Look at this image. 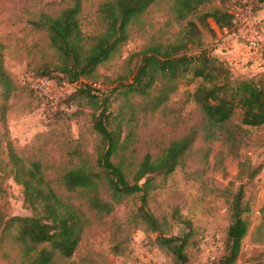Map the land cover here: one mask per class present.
<instances>
[{"label": "rangeland", "instance_id": "obj_1", "mask_svg": "<svg viewBox=\"0 0 264 264\" xmlns=\"http://www.w3.org/2000/svg\"><path fill=\"white\" fill-rule=\"evenodd\" d=\"M105 1L82 0L81 20L87 33L100 29L98 9ZM71 3L72 0H0L4 66L17 86L6 103L4 119V100L0 98V169H7L6 141L11 140L18 154L28 160L40 161L48 169V176L60 196L82 204L86 210L85 200L66 192L58 179L69 167L70 152L75 147L90 158L91 164L97 163L101 140L93 129L95 111L86 99H78L76 108L65 109L64 102L75 91L74 85L55 79L57 74L52 70L57 64L56 54L46 33L33 26L42 14L56 16ZM225 4V1L210 0L189 19L198 23L201 39L214 48L216 54L217 46L222 45L223 33L219 32L218 39L211 38L203 16L224 8ZM172 5L171 0L152 5L132 26L130 38L120 53L97 69V82L110 94L107 103L111 114L110 128L118 130L121 124V140L126 145L114 155L113 161L122 162L126 171L135 170L146 154L153 159L159 158L173 140L196 128L197 139L177 170L166 178L154 177L153 184L157 187L149 192L146 209L164 224L167 236L191 234L185 249L188 259L184 264H221L231 223L230 204L241 191V206L248 209L243 217L248 219L250 230L235 264H264V125L247 127L236 157L228 154L227 147L221 142L203 139V115L189 96L199 81L190 82V77L183 79L178 91L153 113L143 97L136 94L125 97L120 93L123 87L114 91L135 66L137 59L130 60L133 54L155 42L175 41L180 26L186 23L176 21ZM260 10L251 15V27L256 31L264 26V14L258 13ZM248 35L246 29L245 38L239 37L222 45L231 48L235 43L242 48H233V53H226L238 57V61L230 57L235 77L263 72L252 58ZM262 43L264 45V34ZM260 53L264 58V46ZM41 75L48 78H39ZM239 118L238 114L236 123ZM2 174V224L14 216H32L33 212L24 203L22 187L7 173ZM106 182L100 184L101 196L109 201L111 193ZM140 196L125 197L113 213L103 219L89 213L92 224L72 261L77 264H183L166 248H160L157 234L135 218L142 205ZM0 264H19L17 248L9 238L1 235Z\"/></svg>", "mask_w": 264, "mask_h": 264}, {"label": "trees", "instance_id": "obj_2", "mask_svg": "<svg viewBox=\"0 0 264 264\" xmlns=\"http://www.w3.org/2000/svg\"><path fill=\"white\" fill-rule=\"evenodd\" d=\"M159 1L162 0H107L99 6L100 29L93 33L83 29L82 0H72L58 15L42 14L33 22L35 28L46 33L56 54L57 64L52 70L57 74L55 79L74 85L75 91L64 102L65 109L76 108L78 99H86L95 111L93 129L101 141L95 165L75 147L70 152L69 167L58 179L66 192L85 200L86 210L82 204L65 200L56 192L48 169L40 161L22 157L12 141H6L7 169H0V178L2 172L7 173L22 187L24 203L33 212L32 216H14L4 224L0 220V235L9 238L17 248L19 264H77L72 258L92 224L89 213L103 219L111 215L125 197L136 194H141L142 205L135 218L157 234L160 248H166L180 263L187 262L185 249L191 234L167 236L164 224L146 207L149 192L157 187L153 184L154 177L166 178L177 170L197 139L196 128L173 140L159 158L153 159L146 154L135 170L126 171L122 162L113 161L114 155L126 147L121 140V124L118 130L110 128L111 114L107 106L110 94L104 92L96 80L98 67L120 53L130 38L132 26ZM171 1L176 21L186 24L180 26L174 42H155L133 54L130 60L137 59L135 66L114 91L123 87L120 93L125 97L129 94L143 97L153 113L178 91L183 79L190 77V82L199 81L189 96L203 115V139L221 142L228 154L237 157L247 127L264 125V73L235 77L229 62L203 42L198 23L189 19L210 0ZM220 1L226 2L224 8L203 16L213 39L217 38V32L210 19L221 31L234 28L231 13L234 0ZM4 48L0 40L2 119L6 117V103L17 89L4 66ZM39 78L48 77L41 75ZM238 114L240 118L236 123ZM102 182L107 183L111 193L109 201L101 196ZM241 200L242 192L239 191L230 204L231 223L221 264L237 262L249 233V221L243 217L248 209L242 208ZM4 257L8 258L6 254Z\"/></svg>", "mask_w": 264, "mask_h": 264}, {"label": "built area", "instance_id": "obj_3", "mask_svg": "<svg viewBox=\"0 0 264 264\" xmlns=\"http://www.w3.org/2000/svg\"><path fill=\"white\" fill-rule=\"evenodd\" d=\"M264 0H234V7L231 10L233 15V30L224 29L226 37L221 41L222 45H228L230 41H235L239 37H244V30L247 29L249 35L247 36L249 50L253 53V59L264 73V58L260 51L263 48L262 34H264V26L259 31L254 30L252 26L251 15L254 11L264 10ZM260 10V11H262ZM259 13V12H258Z\"/></svg>", "mask_w": 264, "mask_h": 264}, {"label": "crops", "instance_id": "obj_4", "mask_svg": "<svg viewBox=\"0 0 264 264\" xmlns=\"http://www.w3.org/2000/svg\"><path fill=\"white\" fill-rule=\"evenodd\" d=\"M259 13H261V14H264V10H262V11H260ZM212 25H213V27L216 29V32H217V37H218V34H219V32L220 33H223V35H222V37L224 38V37H226V34L224 33V31H221L216 25H215V23H213L212 22ZM219 38V37H218ZM218 38H216V39H218ZM222 38V39H223ZM222 42V41H221ZM232 45V47L231 48H229V46L228 47H226V48H224L222 45H218L217 46V54L216 55H218V56H220V57H222V58H224V59H226L228 62H229V64H230V61H232L231 59H234V60H236V61H238V57L236 58V57H231V55H228V54H226V53H233V51H232V49L233 48H238V49H241L242 50V48L238 45V44H235V43H232L231 44ZM230 45V46H231ZM222 48V51L220 50ZM237 49V50H238ZM219 50H220V52H219ZM224 50H227L226 52L224 51ZM238 51H240V50H238ZM241 55V54H240ZM237 56H239L238 54H237ZM230 57H231V59H230ZM252 58H253V53H252ZM231 65V64H230ZM233 70V69H232ZM250 230V229H249ZM248 237V236H247ZM246 237V238H247ZM245 238V239H246ZM244 242V241H243Z\"/></svg>", "mask_w": 264, "mask_h": 264}]
</instances>
